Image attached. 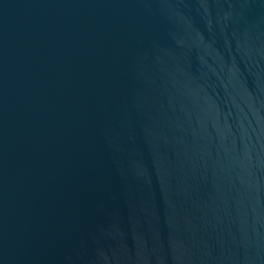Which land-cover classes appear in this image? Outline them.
Masks as SVG:
<instances>
[{
    "label": "water",
    "instance_id": "obj_1",
    "mask_svg": "<svg viewBox=\"0 0 264 264\" xmlns=\"http://www.w3.org/2000/svg\"><path fill=\"white\" fill-rule=\"evenodd\" d=\"M0 264H264V0H0Z\"/></svg>",
    "mask_w": 264,
    "mask_h": 264
}]
</instances>
